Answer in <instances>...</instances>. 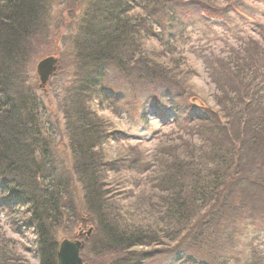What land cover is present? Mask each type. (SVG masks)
<instances>
[{"label": "trees", "instance_id": "16d2710c", "mask_svg": "<svg viewBox=\"0 0 264 264\" xmlns=\"http://www.w3.org/2000/svg\"><path fill=\"white\" fill-rule=\"evenodd\" d=\"M49 6L0 0V214L16 233L33 234L38 264H57V231L77 216L74 177L82 225L93 230L81 251L89 264H264V25L250 14L255 7L244 0L90 5L78 50L84 73L63 110L69 163L53 154L45 107L23 70ZM198 16L229 29L238 21L254 26L221 51L197 50L215 86L212 103L175 78L189 67L178 45L186 21ZM95 98L140 115L143 125L161 119L153 149L114 156L111 142L126 135L93 109ZM5 239L0 234V264H13ZM165 255L173 257L156 262Z\"/></svg>", "mask_w": 264, "mask_h": 264}, {"label": "rangeland", "instance_id": "374dc122", "mask_svg": "<svg viewBox=\"0 0 264 264\" xmlns=\"http://www.w3.org/2000/svg\"><path fill=\"white\" fill-rule=\"evenodd\" d=\"M215 3H226L233 0H210ZM96 0H51L49 11L45 15V30L40 36L39 41L35 43V50L32 51L28 58V63L23 67L25 70L26 83L34 90L38 99L43 102L46 110V122L44 132L50 136L51 148L53 154L57 158L65 157L66 162L71 163L70 152L68 151L67 134L64 132L63 110L67 104L68 92L72 86L81 77L84 71L79 68L78 50L82 45L83 34L80 29L86 23L85 15L90 5L95 4ZM250 6H254L256 10L250 11L254 16L253 20L264 25V0H244ZM248 17V16H247ZM249 19V17H248ZM252 24H255L252 22ZM186 29L183 31V38L178 43L184 51L182 60L187 62L189 66L187 72L181 73V78H175L181 82V86L187 89L191 94L197 97H208L209 102H213L215 86L207 75L205 63L195 54L199 48L213 50L215 52L225 49L228 45L236 42V35L253 33L252 27L243 21H238L237 27L224 28L217 25L216 21L204 20L200 16L189 18L186 21ZM259 36L258 34H252ZM258 39V37H255ZM151 44L156 46L159 51L163 49L159 43H154L147 38ZM259 40V39H258ZM261 44V40L259 41ZM263 46V45H262ZM264 48V46H263ZM55 56L58 58V71L53 75L47 83L45 89L39 87L40 81L36 72L37 63L47 57ZM183 68V67H182ZM77 72V73H76ZM83 72V73H82ZM80 73V74H79ZM73 90V89H72ZM93 109L100 115L105 117L113 127L119 132H125L124 138L119 141L111 142L112 154L115 156L122 155L126 150L132 148H141L152 150L156 142H153L154 131L163 126L161 119L151 117L148 125H143L138 121L140 115L134 113H119L116 104L109 99L101 102L94 99ZM58 120L60 122H58ZM54 127L57 132H54ZM50 132H54L53 135ZM127 133V134H126ZM74 188L71 195L75 199L78 206L77 216L73 222L66 223L57 231V239H82L85 237L78 235L80 230L88 231L91 227L88 224L83 226V202L82 188L76 182L74 177ZM11 223L10 217L6 213L0 214V234H5L4 242L8 245L6 248H13L16 258L11 259L13 264H38V256L36 250L35 237L30 232L16 233ZM85 242L88 243V240ZM87 245V244H86ZM264 247V246H263ZM89 249V247H88ZM87 249V251H88ZM86 251V250H85ZM173 255H165L156 262L171 260ZM20 262V263H18Z\"/></svg>", "mask_w": 264, "mask_h": 264}, {"label": "water", "instance_id": "95a60500", "mask_svg": "<svg viewBox=\"0 0 264 264\" xmlns=\"http://www.w3.org/2000/svg\"><path fill=\"white\" fill-rule=\"evenodd\" d=\"M58 63V58L53 55L47 56L37 63L36 72L39 77V87L41 89H45L50 78L58 71ZM92 231V228H89L88 231L80 230L78 235L87 239ZM84 245L85 241L82 239L65 238L61 240L57 251V264H89L81 256Z\"/></svg>", "mask_w": 264, "mask_h": 264}]
</instances>
